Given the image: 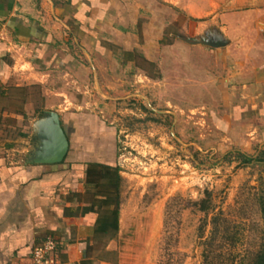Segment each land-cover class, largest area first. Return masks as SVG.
<instances>
[{
    "label": "crops",
    "instance_id": "1",
    "mask_svg": "<svg viewBox=\"0 0 264 264\" xmlns=\"http://www.w3.org/2000/svg\"><path fill=\"white\" fill-rule=\"evenodd\" d=\"M182 18L187 23L180 29ZM170 26L179 34L165 45ZM179 43L201 64L192 60L182 70ZM70 46L84 75L115 74L118 60L136 67L141 58L160 75L172 74L175 93L185 92L186 82L199 86L196 98L208 94L210 103L228 110L229 130L253 124L250 138L264 142V0H0V99L48 85L55 67L76 59ZM60 117L70 141L62 164H33L36 154L9 165L0 139V264H32L34 248L50 237L59 242L56 264H112L95 256V242L117 232H96L100 197L89 199L96 189L88 179L97 173L88 178V169L98 164L109 178L118 168L116 128L85 113ZM113 249L112 242L107 253Z\"/></svg>",
    "mask_w": 264,
    "mask_h": 264
},
{
    "label": "rangeland",
    "instance_id": "2",
    "mask_svg": "<svg viewBox=\"0 0 264 264\" xmlns=\"http://www.w3.org/2000/svg\"><path fill=\"white\" fill-rule=\"evenodd\" d=\"M186 23L182 18L180 29ZM178 34L179 29L170 26L162 43H172ZM179 44L182 70L190 68L192 60L201 64L202 59L191 58ZM68 54L76 59L55 67L48 85L14 89L0 99V139L8 145L4 157L11 165L37 154L38 124L47 112L85 113L116 128L120 229L95 242V256L112 264H203L202 243L210 227L200 238L205 215L188 206L203 199L206 191L213 194L215 213L223 212L241 233L233 251L241 257L258 251L264 226L258 202L264 192V166H245L237 155L256 157L264 151V142L249 136L253 124L229 130L224 124L228 110L211 104L208 94L196 98L199 86L186 82L181 86L185 92L175 93L172 74L160 75L158 67L141 58L136 67L118 60L115 74L102 69L94 78L81 73L73 46ZM117 55L123 58V52ZM167 67L171 73L172 64ZM96 191L89 199L94 200Z\"/></svg>",
    "mask_w": 264,
    "mask_h": 264
},
{
    "label": "trees",
    "instance_id": "3",
    "mask_svg": "<svg viewBox=\"0 0 264 264\" xmlns=\"http://www.w3.org/2000/svg\"><path fill=\"white\" fill-rule=\"evenodd\" d=\"M237 155L241 159V163L245 166L253 164L264 166V151L260 152L256 157L249 156L242 152H237ZM100 167L101 166L98 164L89 165L88 178L91 177L93 173H97V179H88V183L95 185V189L97 190L95 196L100 197L98 202L94 203L95 205L98 203L99 208L97 212L99 218L96 232L108 234L112 231L118 232L120 229V184L122 178L118 168L112 170L108 178L107 175L105 177L104 174L102 175L101 172L97 171ZM107 169L111 170L110 168ZM103 180L107 181V183H102ZM258 202L264 221V192L259 196ZM189 207L205 215L204 224L199 229L200 238H205V231L207 227H210L209 236L202 243L203 264H216V262H218V264H264V226L262 244L259 250L253 253H247L241 257V255H237L233 251L241 241V233L237 230V227L231 225L223 212L215 213L216 206L213 201L212 192L206 191L203 199L197 202H191L188 208ZM89 211L94 210L93 208L86 209V212ZM211 214L213 216L211 220H209Z\"/></svg>",
    "mask_w": 264,
    "mask_h": 264
},
{
    "label": "water",
    "instance_id": "4",
    "mask_svg": "<svg viewBox=\"0 0 264 264\" xmlns=\"http://www.w3.org/2000/svg\"><path fill=\"white\" fill-rule=\"evenodd\" d=\"M189 43H200L207 46L216 47L221 45L217 40L192 41ZM46 117L39 122V138L41 140L38 146L36 159L33 164L59 165L62 164L70 151V141L62 126L61 117L57 112H47Z\"/></svg>",
    "mask_w": 264,
    "mask_h": 264
},
{
    "label": "built area",
    "instance_id": "5",
    "mask_svg": "<svg viewBox=\"0 0 264 264\" xmlns=\"http://www.w3.org/2000/svg\"><path fill=\"white\" fill-rule=\"evenodd\" d=\"M59 250V242L55 238H47L34 248L32 264H56L55 258Z\"/></svg>",
    "mask_w": 264,
    "mask_h": 264
}]
</instances>
